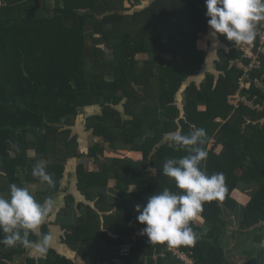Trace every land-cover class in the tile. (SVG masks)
Listing matches in <instances>:
<instances>
[{"label":"trees","instance_id":"1","mask_svg":"<svg viewBox=\"0 0 264 264\" xmlns=\"http://www.w3.org/2000/svg\"><path fill=\"white\" fill-rule=\"evenodd\" d=\"M38 2L40 8L35 0H4L0 7V176L8 194L10 184L22 187L20 169L26 181L41 182L31 174L38 160L49 162L54 181L35 195L43 202L59 191L66 159L103 157L99 143L86 154L77 152L76 140L65 139L63 130L81 109L97 106L100 113L86 118L84 129L106 140L112 153L118 144L130 145L141 158L107 157L94 171L77 161V188L95 208L85 205L84 212L80 203L76 209L68 195L61 211L68 215L53 225L61 222L62 242L82 264H184L171 250L193 264H232L220 244L229 225L241 234L258 232L259 246L241 264H264V110H233L240 71L230 61L239 50L220 34L215 72L194 80L208 60V49L199 45V37L210 33L204 0H148L140 7L144 0H60L51 8ZM146 54L151 58L138 66L136 56ZM178 125L185 134L193 126L205 130L201 167L225 177L224 198L203 206V226L191 222L199 235L194 246L138 235L145 225L134 210L165 187L179 191L162 173L168 159L188 154L163 139ZM237 195L249 201L239 205ZM49 225L29 239L49 234ZM127 245L130 251L122 255ZM24 253V245L0 244V264H77L53 246L40 258L20 260Z\"/></svg>","mask_w":264,"mask_h":264},{"label":"clouds","instance_id":"2","mask_svg":"<svg viewBox=\"0 0 264 264\" xmlns=\"http://www.w3.org/2000/svg\"><path fill=\"white\" fill-rule=\"evenodd\" d=\"M204 4L212 34H220L236 44H251L258 22L264 21V0H204ZM205 136L203 128L193 126L185 134L179 125L175 131L164 134L166 142L188 154L179 159H168L162 166L163 175L172 178L179 191L165 187L149 196L143 207L135 206L137 221L145 225L141 234L149 241L194 246L199 235L190 226L191 222L202 213L205 202L224 198L223 173L208 174L201 167L207 158V152L200 146ZM48 163L44 159L38 160L31 174L51 186L54 181L47 172ZM51 214L50 200L40 202L29 188L10 184L9 194H0V233L3 234L0 244L8 247L21 244L35 255H45L51 246L52 235L45 233L36 240L29 237L40 230Z\"/></svg>","mask_w":264,"mask_h":264},{"label":"rangeland","instance_id":"3","mask_svg":"<svg viewBox=\"0 0 264 264\" xmlns=\"http://www.w3.org/2000/svg\"><path fill=\"white\" fill-rule=\"evenodd\" d=\"M42 1V0H41ZM44 4L51 8L53 7V2L54 0H43ZM35 6L36 8H40V6H42V4L40 5L38 0H35ZM210 33L205 35L204 37H199V40L201 42H199V45L207 48L208 47V60L206 62V65H205V70L202 71L194 80L199 81V79L202 81L203 80V77L205 75L206 72H209V73H214L215 70H214V61L216 59V54H217V47L219 48V40L215 35L212 34V30L210 29L209 31ZM210 42L212 43V47L214 48H210V45L207 44V42ZM201 46H199L200 48H202ZM108 53V58L111 57V53L107 50L106 51ZM143 57V58H142ZM150 55L149 54H146V55H141V58L140 60H138V62H141L143 63V61H146L148 59H150ZM169 61H171V56H167L166 57ZM177 98L178 100H180L181 102L182 99H183V95H177ZM119 107V110L121 109L120 106ZM99 108L97 106H91V107H88V108H83L80 110L79 112V115L75 118L71 117V120L68 121V125H65L63 126V130L67 132L66 135H64L65 139L69 138V137H73L75 140H76V143H77V152H81L83 154H86L88 153L89 151V148H90V145H94L95 143H99L102 147H105V153H104V156L103 157H100L99 160L97 161H93L92 162H87L85 161V159H77V158H68L66 159V161L63 162V164L65 163V171L67 170L68 172H70L71 174L74 173V171L76 170V167H77V163L80 162L82 163L86 170L88 171H94L98 168V166L103 162L105 161V158L107 157H118L119 159H127V160H130L131 158L134 159V160H137V159H140V155L137 154L136 152H133L131 151V148H130V145H124V146H120L119 144L116 145L115 147L117 148V150H115V153H112L114 152V150H112L109 146H108V142L106 140H102V138H97V137H92L90 135V132L86 131L84 129V120L86 118H90V117H93L97 114H99ZM72 134V135H71ZM59 143V142H58ZM61 142L59 143V145L57 146V148L60 150H63L62 149V146L64 144L61 145ZM59 154V153H58ZM29 157L31 158L32 155H29ZM131 159V160H132ZM78 161V162H77ZM95 163V164H94ZM19 174H23L24 177H25V173L23 171V169H20L19 170ZM108 185H109V188L111 189H114V186H115V181L113 180H109L108 182ZM42 187L39 188V192L41 193V190H45L46 189V185H41ZM36 188V186H34ZM134 187L131 186L130 190H132ZM77 190V191H76ZM73 191L74 195H79V196H82L80 197V199L78 200V204L81 203V209L82 211L85 212V205H90L92 206L93 208H95V202L93 201H87L86 199L88 198H85L83 196V194H81V192L76 189ZM33 192H35L36 190H32ZM7 191H6V183L5 181L2 179V177L0 176V194H3L5 196H7ZM239 194V193H238ZM248 192L245 194L248 196ZM34 195H37V191L36 193H34ZM236 198H239L237 199L238 200V203L239 205H245L249 200L248 199H242L240 195H237ZM85 199V200H84ZM94 199H95V196H94ZM90 200V199H89ZM65 203L66 201L64 200L62 206L59 208H55V210L52 212L53 213V217L57 220L58 217H66L68 215L67 212H61L65 206ZM75 204V202H74ZM76 209V205L74 206ZM58 221V220H57ZM196 224L198 225H201L203 226L202 224V221L197 217L194 221ZM236 224V223H235ZM61 225V222H57L56 223V231L51 234L53 239H52V242H51V246H53V248L61 255H65V256H68L69 258H71L72 260H74L77 264H82V262L80 261V258L78 256H75V252H73L70 248L66 247L65 244L62 242V237H64V230L61 229L60 227ZM239 226V225H238ZM39 233V231L37 232ZM255 233H258V232H255ZM255 233H249V234H241V232L238 230V227L237 225L236 226H233V225H229L224 236L221 238L220 240V244L221 246L223 247V250H224V253L225 255L230 258L228 259V262H232V264H241L242 261L244 260L243 258H245L243 255H241L242 253H246L248 251H251V250H254V248H257L259 245L256 244L254 242V234ZM138 235H142L141 234V231L138 233ZM234 255V256H233ZM24 256H33V257H36V258H40V256L38 255H35L32 250L28 247L25 246V253L23 255V257H19L20 260H22L24 258ZM233 257H236V258H232ZM117 260V259H116ZM116 264H121L120 263V260H117L115 262Z\"/></svg>","mask_w":264,"mask_h":264},{"label":"built area","instance_id":"4","mask_svg":"<svg viewBox=\"0 0 264 264\" xmlns=\"http://www.w3.org/2000/svg\"><path fill=\"white\" fill-rule=\"evenodd\" d=\"M4 0H0V7ZM239 57L230 61L231 66L240 71L237 89L233 95V110L241 107L260 112L264 110V100L259 101V96L264 95V21L257 24L256 36L251 44H237ZM130 246L120 249L122 255H127ZM178 260L184 264L193 262L184 253L171 250Z\"/></svg>","mask_w":264,"mask_h":264},{"label":"crops","instance_id":"5","mask_svg":"<svg viewBox=\"0 0 264 264\" xmlns=\"http://www.w3.org/2000/svg\"><path fill=\"white\" fill-rule=\"evenodd\" d=\"M146 1H148V0H144V2H141L139 5H137L138 7H140L141 5H143ZM58 2H60V0H54V2H53V7L55 6V4H57ZM201 37H204V36H201ZM206 49H208V48H206ZM140 58H141V55H138V56H136V59H137V65L138 66H142L143 65V63L141 62V64H140V62H138V60H140ZM143 58V57H142ZM144 62V61H143ZM93 163V162H92ZM95 164V163H94ZM19 176L21 177V179H22V187H27V188H29V190L34 194V193H36V191H37V194L39 193V188L40 187H42L41 185H45V183H41V182H38V181H26L25 180V178H24V175L23 174H19ZM60 182V186L58 187V192H56V195H55V197H53V198H51V199H49L50 201H51V204H52V210L54 211L55 210V208H57V207H61L62 206V204H63V202H64V200H65V197L66 196H68V195H72L73 196V198H74V200H75V204H74V206L75 205H77L79 202H78V200L80 199V197H82V196H79V195H74V193H73V191L74 190H76V189H78L77 188V185H76V174H74V173H70V172H68L67 170L65 171V174L63 175V178H62V180L61 181H59ZM34 186H36V188L34 187ZM108 188H109V185H108ZM39 191H38V190ZM32 190H36L35 192H33ZM43 190H41V192H42ZM77 191V190H76ZM240 194H242L240 191H238ZM7 195H8V192L6 193ZM244 194V193H243ZM35 196V195H34ZM85 200V199H84ZM81 203H82V201H80ZM52 211V212H53ZM201 221H202V224L204 223V221H203V219L201 218V217H198ZM55 220V218L53 217V213L51 214V218L50 219H48L46 222L48 223V224H52V225H49V234H53L55 231H56V229H55V227H56V225H53V221ZM45 222V223H46ZM199 226H201V225H199ZM54 235V234H53ZM54 237V236H53ZM241 255H243L244 257H246V253H242ZM226 256V255H225ZM234 256V255H233ZM232 256V258H236V257H233ZM33 257V256H32ZM226 259H227V261H228V259H230V258H228L227 256H226ZM244 259V258H243ZM232 263V262H231Z\"/></svg>","mask_w":264,"mask_h":264},{"label":"flooded vegetation","instance_id":"6","mask_svg":"<svg viewBox=\"0 0 264 264\" xmlns=\"http://www.w3.org/2000/svg\"><path fill=\"white\" fill-rule=\"evenodd\" d=\"M210 45V44H209Z\"/></svg>","mask_w":264,"mask_h":264}]
</instances>
